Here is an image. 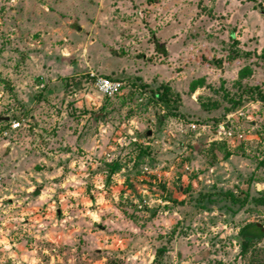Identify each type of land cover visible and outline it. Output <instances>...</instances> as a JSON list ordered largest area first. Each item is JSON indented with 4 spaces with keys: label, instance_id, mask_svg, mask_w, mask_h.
<instances>
[{
    "label": "rangeland",
    "instance_id": "obj_1",
    "mask_svg": "<svg viewBox=\"0 0 264 264\" xmlns=\"http://www.w3.org/2000/svg\"><path fill=\"white\" fill-rule=\"evenodd\" d=\"M263 10L0 0V264H264Z\"/></svg>",
    "mask_w": 264,
    "mask_h": 264
},
{
    "label": "built area",
    "instance_id": "obj_2",
    "mask_svg": "<svg viewBox=\"0 0 264 264\" xmlns=\"http://www.w3.org/2000/svg\"><path fill=\"white\" fill-rule=\"evenodd\" d=\"M92 83L94 87L105 97H112L116 95L121 89L123 83L119 80L104 76L90 73ZM188 127L198 135H202L207 130V123L199 122L197 120H191L187 123ZM20 125V121L14 120L11 123L12 128H16ZM232 126H229L227 122L217 124V128L213 131L214 134L221 136V138H231L234 135ZM6 133V132H3ZM215 136V135H214ZM238 138L240 134H237Z\"/></svg>",
    "mask_w": 264,
    "mask_h": 264
},
{
    "label": "trees",
    "instance_id": "obj_3",
    "mask_svg": "<svg viewBox=\"0 0 264 264\" xmlns=\"http://www.w3.org/2000/svg\"><path fill=\"white\" fill-rule=\"evenodd\" d=\"M263 13H264V10H263ZM156 45L163 46V43L156 41ZM213 61L220 62L221 59L217 58V59H214ZM255 202H257L258 204H264V195H261L255 198ZM259 227L257 223L255 224L249 223V224H245L244 226L240 228L238 232V239H239L240 247L242 250H245L251 241L257 239L259 236L263 234L262 226L260 225Z\"/></svg>",
    "mask_w": 264,
    "mask_h": 264
},
{
    "label": "water",
    "instance_id": "obj_4",
    "mask_svg": "<svg viewBox=\"0 0 264 264\" xmlns=\"http://www.w3.org/2000/svg\"><path fill=\"white\" fill-rule=\"evenodd\" d=\"M4 119H5V120H8V117H4ZM147 133H148V134H150L151 132H150V131H148ZM257 225L259 226V224H258V223H257ZM262 231H263V229H262Z\"/></svg>",
    "mask_w": 264,
    "mask_h": 264
}]
</instances>
